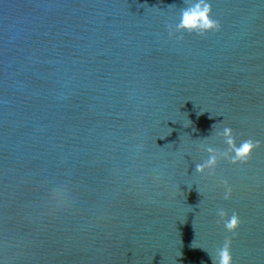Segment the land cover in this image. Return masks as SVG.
<instances>
[{"label": "water", "instance_id": "1", "mask_svg": "<svg viewBox=\"0 0 264 264\" xmlns=\"http://www.w3.org/2000/svg\"><path fill=\"white\" fill-rule=\"evenodd\" d=\"M208 2L0 0V264H264V0ZM225 126L261 146L196 173Z\"/></svg>", "mask_w": 264, "mask_h": 264}, {"label": "clouds", "instance_id": "2", "mask_svg": "<svg viewBox=\"0 0 264 264\" xmlns=\"http://www.w3.org/2000/svg\"><path fill=\"white\" fill-rule=\"evenodd\" d=\"M220 27L219 21L212 18V6L208 0H191V3L186 0L185 6L180 10L179 22L174 28L172 25L168 26L170 36L185 32L205 36L209 32L219 31ZM179 38L183 39V36L181 35ZM217 134L223 137L227 149L221 151L211 146L207 147L208 158L202 163L196 164V173L203 175L208 172L214 175L220 160H227L234 165L246 164L251 160L253 152L261 146V142L253 138L244 139L237 146L234 130L228 126L223 127ZM223 183L227 187L228 182L224 180ZM230 198L231 188H227L224 199L228 200ZM217 214L223 221L225 230L235 234L241 224L238 213L233 211L229 217L226 210L219 209ZM231 245L232 239L226 237L223 245L216 249L215 255L209 254L212 264H233Z\"/></svg>", "mask_w": 264, "mask_h": 264}]
</instances>
